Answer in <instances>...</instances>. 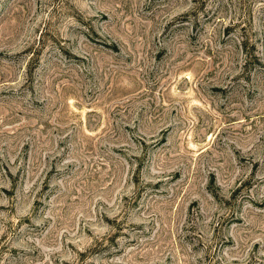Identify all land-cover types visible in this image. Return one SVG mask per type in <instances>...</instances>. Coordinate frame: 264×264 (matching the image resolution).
<instances>
[{
    "label": "rangeland",
    "instance_id": "rangeland-1",
    "mask_svg": "<svg viewBox=\"0 0 264 264\" xmlns=\"http://www.w3.org/2000/svg\"><path fill=\"white\" fill-rule=\"evenodd\" d=\"M0 264H264V0H0Z\"/></svg>",
    "mask_w": 264,
    "mask_h": 264
}]
</instances>
